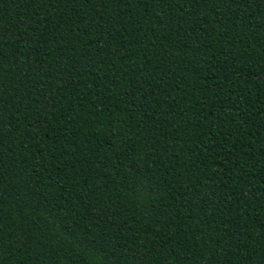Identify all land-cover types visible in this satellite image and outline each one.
<instances>
[{"label":"trees","instance_id":"16d2710c","mask_svg":"<svg viewBox=\"0 0 264 264\" xmlns=\"http://www.w3.org/2000/svg\"><path fill=\"white\" fill-rule=\"evenodd\" d=\"M0 264H264V0H0Z\"/></svg>","mask_w":264,"mask_h":264}]
</instances>
